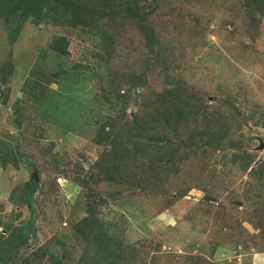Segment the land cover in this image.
Instances as JSON below:
<instances>
[{
	"label": "rangeland",
	"instance_id": "rangeland-1",
	"mask_svg": "<svg viewBox=\"0 0 264 264\" xmlns=\"http://www.w3.org/2000/svg\"><path fill=\"white\" fill-rule=\"evenodd\" d=\"M22 1L0 0V264H264V0H78L77 26Z\"/></svg>",
	"mask_w": 264,
	"mask_h": 264
},
{
	"label": "trees",
	"instance_id": "trees-1",
	"mask_svg": "<svg viewBox=\"0 0 264 264\" xmlns=\"http://www.w3.org/2000/svg\"><path fill=\"white\" fill-rule=\"evenodd\" d=\"M38 1V7L32 8L31 10H27L28 14L30 13L33 17H45L46 16H54V13L59 14L63 12L64 18L67 17L70 20V24L77 26L79 25L77 20L78 14L72 15L73 10H77L78 8V0H36ZM21 2H23L21 0ZM62 10V11H61ZM37 11L38 14L35 13ZM75 13V12H74ZM49 14V15H48ZM50 19V17H48ZM95 228V221L92 218H85L76 226V232L80 234L83 238L88 239L93 230Z\"/></svg>",
	"mask_w": 264,
	"mask_h": 264
}]
</instances>
